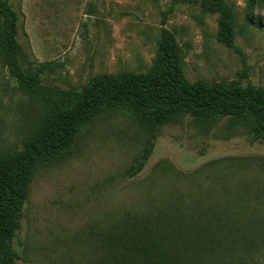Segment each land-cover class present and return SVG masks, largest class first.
<instances>
[{"label": "rangeland", "instance_id": "374dc122", "mask_svg": "<svg viewBox=\"0 0 264 264\" xmlns=\"http://www.w3.org/2000/svg\"><path fill=\"white\" fill-rule=\"evenodd\" d=\"M11 1L24 69L50 63L41 75L60 88L150 75L161 66L165 31L189 84L264 88V0ZM47 113L0 58V157L21 149ZM249 134L228 119L209 126L186 116L158 130L153 155L131 178L154 134L129 112H103L64 156L34 172L16 264H106L114 230L165 221L189 237L203 231L206 242L221 235L205 247L206 264H264V141L252 143Z\"/></svg>", "mask_w": 264, "mask_h": 264}, {"label": "trees", "instance_id": "16d2710c", "mask_svg": "<svg viewBox=\"0 0 264 264\" xmlns=\"http://www.w3.org/2000/svg\"><path fill=\"white\" fill-rule=\"evenodd\" d=\"M231 19L228 12L225 25L229 29ZM19 34L18 11L11 0H0V58L21 90L42 100L48 109L21 149L0 157V264H16L13 245L22 229L21 214L34 172L64 156L82 129L107 110L131 113L154 134L129 170L131 178L144 170L153 155L158 130L186 116L209 126L228 119L249 130L250 142L264 141V88L203 81L189 84L175 37L167 31L160 41L161 66L150 75L97 76L81 90L47 83L41 74L50 63H39L37 73L27 72ZM194 232L199 233L189 237L170 221L132 232L114 230L106 264H206L204 253L221 235L212 234L206 242L200 239L203 231Z\"/></svg>", "mask_w": 264, "mask_h": 264}]
</instances>
